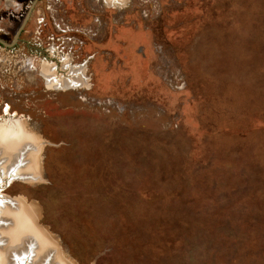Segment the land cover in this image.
I'll use <instances>...</instances> for the list:
<instances>
[{"label": "rangeland", "instance_id": "1", "mask_svg": "<svg viewBox=\"0 0 264 264\" xmlns=\"http://www.w3.org/2000/svg\"><path fill=\"white\" fill-rule=\"evenodd\" d=\"M3 33L38 173L0 193L64 260L264 264V0H0Z\"/></svg>", "mask_w": 264, "mask_h": 264}, {"label": "bare ground", "instance_id": "2", "mask_svg": "<svg viewBox=\"0 0 264 264\" xmlns=\"http://www.w3.org/2000/svg\"><path fill=\"white\" fill-rule=\"evenodd\" d=\"M76 84L79 85V83H74V85ZM8 132L5 128L0 129V145L4 152L2 155L0 151V161H5L4 169L2 165L0 166V169L4 170L3 174L7 175V179L21 176L24 179L37 178V159L35 157L33 162V159L28 156L29 162L33 165L31 164L27 168L26 165L24 166L25 155L31 154L24 152L32 147L29 145L23 148L20 153L17 151L20 143L25 140V135H22L21 130H16L13 135H8ZM15 155L20 156L16 159L17 164L12 163ZM31 157L33 158L32 155ZM28 171H32V173L28 175ZM3 177L6 176L0 174L2 183L4 182ZM25 206L21 199L0 201V264H72L64 260L60 253H57L52 237L35 227L34 219L37 209L34 206L32 208ZM53 253H56L57 256L54 257Z\"/></svg>", "mask_w": 264, "mask_h": 264}, {"label": "flooded vegetation", "instance_id": "3", "mask_svg": "<svg viewBox=\"0 0 264 264\" xmlns=\"http://www.w3.org/2000/svg\"><path fill=\"white\" fill-rule=\"evenodd\" d=\"M2 37H3V40L5 39V40H7L6 38V36H7V34H5V33H3V35L2 34H0ZM0 47H6V44L4 43V42H2V40H0ZM7 59V58H6ZM1 61V60H0ZM6 62L8 63V65H10L11 64V60L9 59V60H6ZM1 63V62H0ZM27 63H30L29 61H27ZM10 68H11V66H10Z\"/></svg>", "mask_w": 264, "mask_h": 264}, {"label": "built area", "instance_id": "4", "mask_svg": "<svg viewBox=\"0 0 264 264\" xmlns=\"http://www.w3.org/2000/svg\"><path fill=\"white\" fill-rule=\"evenodd\" d=\"M4 185H5V184H4ZM2 186H3V185L0 186V191H3V189H4V188H2ZM0 198H1V199H4V198H6V197L0 193Z\"/></svg>", "mask_w": 264, "mask_h": 264}, {"label": "crops", "instance_id": "5", "mask_svg": "<svg viewBox=\"0 0 264 264\" xmlns=\"http://www.w3.org/2000/svg\"><path fill=\"white\" fill-rule=\"evenodd\" d=\"M54 248H56V249H57V247H54ZM56 251H57V253L59 254V251H58V249H57ZM53 254H54V257H55V256H57V255H56V253H53Z\"/></svg>", "mask_w": 264, "mask_h": 264}, {"label": "water", "instance_id": "6", "mask_svg": "<svg viewBox=\"0 0 264 264\" xmlns=\"http://www.w3.org/2000/svg\"><path fill=\"white\" fill-rule=\"evenodd\" d=\"M31 148V147H30ZM32 149V148H31ZM30 151V150H29ZM28 165H30L29 163H28ZM26 166H27V164H26ZM25 169V168H24ZM7 198V197H6Z\"/></svg>", "mask_w": 264, "mask_h": 264}]
</instances>
